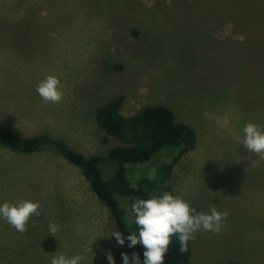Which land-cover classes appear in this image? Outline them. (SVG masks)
Here are the masks:
<instances>
[{
    "label": "rangeland",
    "instance_id": "1",
    "mask_svg": "<svg viewBox=\"0 0 264 264\" xmlns=\"http://www.w3.org/2000/svg\"><path fill=\"white\" fill-rule=\"evenodd\" d=\"M246 2L0 0V125L91 155L118 143L101 141L100 104L120 97L123 116L165 105L195 134L170 169V192L199 212L228 213L218 233L201 229L189 241V264H264V160L243 146L246 123L264 126V1L236 8ZM48 74L61 81L59 103L36 92ZM169 151L124 164L126 177L158 176ZM25 199L40 202V216L24 233L0 218V264H50L61 252L84 255L81 264H109L110 252L123 264L114 226L76 167L51 148L22 155L0 146V204Z\"/></svg>",
    "mask_w": 264,
    "mask_h": 264
},
{
    "label": "trees",
    "instance_id": "2",
    "mask_svg": "<svg viewBox=\"0 0 264 264\" xmlns=\"http://www.w3.org/2000/svg\"><path fill=\"white\" fill-rule=\"evenodd\" d=\"M219 2L224 4V0H211L213 7ZM237 3L238 0H234L233 5ZM249 5L247 0L246 3L238 4L236 8H251ZM260 14L264 21V10H260ZM262 25L264 26L263 23L258 26L259 31H262ZM120 104L121 98L114 97L100 104L95 110V124L104 133L101 141L105 142L109 137L118 142L99 153L83 155L55 136L47 134L22 136L2 125H0V146L22 155L51 148L66 162L76 167L92 193L105 208L115 231L122 233L125 253L130 260L132 253L138 254L140 264H143L145 251L143 245L137 243L129 247L130 242L127 239L130 231L137 232L138 235L131 205L137 199H148L153 195H162L165 191L170 192L166 183L170 169L184 152L193 147L195 134L188 124L177 122L172 112L163 104L143 107L128 116L119 113ZM163 148H170L169 152L174 153L167 165L157 168L158 176L153 178L139 176L129 181L124 164L148 162ZM126 214L129 216L130 229L125 221ZM53 246L52 238L42 241L45 251H51ZM189 255V245L187 251L181 252L178 238L173 236L162 264H189ZM226 264L241 263L233 261Z\"/></svg>",
    "mask_w": 264,
    "mask_h": 264
},
{
    "label": "clouds",
    "instance_id": "3",
    "mask_svg": "<svg viewBox=\"0 0 264 264\" xmlns=\"http://www.w3.org/2000/svg\"><path fill=\"white\" fill-rule=\"evenodd\" d=\"M36 92L44 102L59 103L64 92L58 76L48 74L42 79ZM243 146L250 152L259 155L264 160V126L255 122H248L243 128ZM40 202L25 199L15 204L3 202L0 204V218H3L16 231L24 233L32 216H40ZM131 212L135 216L134 223L137 232L130 231L127 239L129 247L140 243L145 251L143 264H162L164 254L167 252L172 237L176 236L179 241L181 252L188 250V243L195 239V234L201 229L218 233L222 222L226 221L228 213L218 211L210 206L209 212H199L191 206L190 202L180 194H172L165 191L162 195H153L148 199H137L131 205ZM33 223V227H35ZM131 228V225L128 226ZM50 234L55 235L59 226L49 222ZM111 236L123 245L124 237L120 231H114ZM123 264H140L138 254L132 253L131 260L127 253H121ZM86 257L82 254L68 256L61 252L53 255L50 264H81ZM109 264H114L113 257L107 255Z\"/></svg>",
    "mask_w": 264,
    "mask_h": 264
}]
</instances>
